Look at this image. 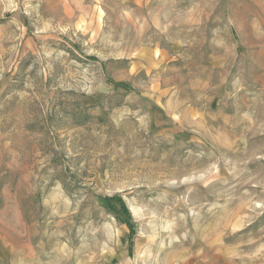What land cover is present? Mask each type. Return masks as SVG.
Listing matches in <instances>:
<instances>
[{
    "label": "rangeland",
    "instance_id": "1",
    "mask_svg": "<svg viewBox=\"0 0 264 264\" xmlns=\"http://www.w3.org/2000/svg\"><path fill=\"white\" fill-rule=\"evenodd\" d=\"M0 264H264V0H0Z\"/></svg>",
    "mask_w": 264,
    "mask_h": 264
},
{
    "label": "trees",
    "instance_id": "2",
    "mask_svg": "<svg viewBox=\"0 0 264 264\" xmlns=\"http://www.w3.org/2000/svg\"><path fill=\"white\" fill-rule=\"evenodd\" d=\"M108 201H117V202H119L120 205H121V207H122V209H123L124 211H126L125 204H124V202H123L122 200L111 198V199H109Z\"/></svg>",
    "mask_w": 264,
    "mask_h": 264
}]
</instances>
